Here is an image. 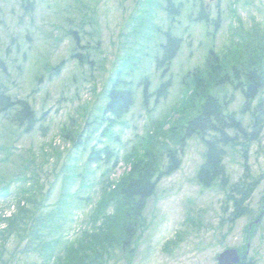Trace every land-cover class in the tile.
Here are the masks:
<instances>
[{
    "label": "rangeland",
    "instance_id": "374dc122",
    "mask_svg": "<svg viewBox=\"0 0 264 264\" xmlns=\"http://www.w3.org/2000/svg\"><path fill=\"white\" fill-rule=\"evenodd\" d=\"M31 1L32 11L23 15L21 0H0V53L9 50L5 57L10 66L8 86L13 95L27 98L39 117L33 131L20 134L0 116V264H43L45 260L34 247L33 231L26 229L24 234L5 227L20 196L30 199L34 194L35 199L23 202L30 207L40 198L43 211L53 208L64 191L69 196H89L65 208L64 227L73 238L90 226L88 214L102 184L121 180L130 168L123 156L141 151L144 142L146 148L158 150L164 165V142L177 146L180 165L158 181L148 199L141 232L135 236V245L130 242L135 246L131 257L116 250L106 264H217L223 249L241 247L245 242L247 256L252 257L249 264H264V227L258 226L250 238L245 230L249 217L241 216L232 224L223 221L232 209L224 189L216 184L204 188L196 180L205 151L203 141L192 135L178 144L182 128L172 129L195 114L200 98L191 92L193 76L196 72L207 76V55L213 49L219 58L216 64L221 63L229 74L235 66L242 74L213 90L220 96L226 93L228 111L241 118L248 132L225 147L227 176L230 182L238 180L245 164L252 175L263 174L264 126L255 139L248 140L256 99L250 109H244L242 89L247 83L245 68L252 64L264 71V0H177L182 7L174 22L163 0ZM200 7L207 12L206 19L200 17ZM71 29L78 30L80 46H84L77 52L88 53L90 63L79 64L70 56ZM166 30L182 42L161 78L155 57L163 58L157 43L165 41ZM60 62L57 71L50 70ZM114 69L121 76L129 71L133 80L150 75L149 92L161 79L170 78L171 84L158 101L149 96L146 106L142 86H136L132 107L103 134L108 121L98 116ZM78 134L79 145L75 146ZM113 134L118 137L114 139ZM106 144L119 154L108 179L103 172L115 157L104 161L103 154L97 161L86 162L91 146ZM263 189L264 179L248 200L253 212L261 204ZM108 210L113 212V207Z\"/></svg>",
    "mask_w": 264,
    "mask_h": 264
},
{
    "label": "trees",
    "instance_id": "16d2710c",
    "mask_svg": "<svg viewBox=\"0 0 264 264\" xmlns=\"http://www.w3.org/2000/svg\"><path fill=\"white\" fill-rule=\"evenodd\" d=\"M163 1L165 3L163 7L168 12L169 19L174 22L176 15L181 12L182 2L177 0ZM20 5L23 15L33 9V1L31 0H21ZM200 13L202 15L200 17L206 19L207 12L203 7H200ZM69 34L74 39L70 56L76 58L79 64L90 63L88 53L77 52L78 49L84 47L80 46L78 30L71 29ZM163 36L165 41L157 43V48L163 53V58L155 57L156 66L161 69V78L169 71L170 64L176 57L182 42L181 38L170 30H166ZM8 51L6 48L2 53L3 55L0 53V116H4L11 122L20 134L29 133L36 127L39 117L27 98L13 95L10 92L8 86L10 66L5 62ZM215 61H219L218 55L213 49H210L207 55L208 78L199 72L193 76L191 92L200 98L196 112L181 126L175 125L172 129L175 127L178 130L180 127L182 128V133L179 134L178 131L176 138L178 144H182L186 138L192 135H196L203 141L205 151L203 161L196 171V180L204 188L216 184L224 189L226 200L231 202L232 209L227 216L223 217V221L232 224L241 216L249 217L245 230L246 235L251 238L258 226L264 227L262 224L264 189L261 204L256 211L253 212L248 204L254 190L264 179V172L254 176L245 164L242 177L233 182L229 181L224 163L225 147L227 144L234 143L240 133L248 135V132L241 118L237 117L235 112L228 111L230 99L226 93L220 96L213 90L217 86L232 82V77L238 78L240 76L241 78L242 74L238 73L235 66H232V72L229 74L221 63L216 64ZM60 64L61 62L52 66L50 70L57 71ZM243 71L245 72L243 76L246 77L247 82L242 89L245 97L243 108L248 106L250 109L251 102L256 99V103L250 112L252 116L251 131L247 137L248 140H252L257 137L264 126V95H262L264 71L258 66L254 68L252 64ZM131 76L133 74L129 71L121 76L120 71L114 69L108 78L109 83L105 90L107 100L98 116L100 120L106 119L108 121L103 134H106L107 129L115 125L132 107L136 99V86H142V104L146 106L149 96L154 95V101H158L166 95L171 84L170 78L161 79L155 90L149 92V85L152 82L150 75L142 74L136 80H133ZM37 80L39 81L40 77H37ZM227 128L233 129L234 134H230ZM67 135L65 134V136ZM79 136L80 134H78L77 141L73 145H79ZM117 137L113 134L114 139ZM242 148L245 152L244 143ZM164 149L167 157L165 165L161 163L159 153H156L158 150L146 148L145 142L141 149L142 152L136 149L134 152L125 154L123 158L127 164L129 163L130 168L117 182L113 179L107 182L102 181L104 183L101 186V193L88 214L87 221L90 226L80 229L73 238L68 236L64 227L67 219L65 208L70 207L75 202L80 203L86 198L90 199V197L84 198L73 193L72 196H69L70 193L65 191L60 195L55 206L45 211L42 210L43 202L40 198L33 202L30 207L26 204L30 199H35V195L31 192L32 197L30 199L20 196L17 210L13 215L8 216L9 222L5 227L9 226L10 231L14 227L16 232H24L26 229L33 231L31 234L35 237L34 247L45 258L43 264L50 262L51 264H106V261L116 250H120L124 257L130 258L135 248L133 245L137 240L135 236L138 231L141 232L145 221L144 209L148 199L153 195L158 181L177 170L180 165L177 146H171L164 142ZM103 154L106 157H103ZM111 156L115 157L114 163L103 172L108 179V171L116 165L119 156L118 152L108 144L102 148L91 146L86 162L88 164L102 157L104 161H108ZM109 206L113 207V212L108 210ZM49 224L50 226H48ZM47 227L53 228L47 229ZM130 242H133L132 246ZM236 248L242 256L241 261L237 264L252 262V257L247 256V242Z\"/></svg>",
    "mask_w": 264,
    "mask_h": 264
},
{
    "label": "water",
    "instance_id": "95a60500",
    "mask_svg": "<svg viewBox=\"0 0 264 264\" xmlns=\"http://www.w3.org/2000/svg\"><path fill=\"white\" fill-rule=\"evenodd\" d=\"M218 264H237L241 261V255L237 248L223 249L217 256Z\"/></svg>",
    "mask_w": 264,
    "mask_h": 264
}]
</instances>
